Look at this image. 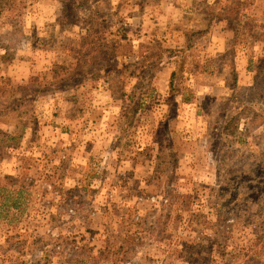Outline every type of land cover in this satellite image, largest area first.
I'll return each instance as SVG.
<instances>
[{"label":"rangeland","instance_id":"1","mask_svg":"<svg viewBox=\"0 0 264 264\" xmlns=\"http://www.w3.org/2000/svg\"><path fill=\"white\" fill-rule=\"evenodd\" d=\"M226 3L18 0L0 9V102L23 90L36 93L35 122L25 130L17 128L15 113L0 114V129L16 131L0 149V264H34V257L39 264H81V252L84 264H122L127 254L120 246L132 242L136 251L144 247L141 264H238L239 252L255 249L264 259V97L242 86L250 79L243 69L236 78L231 63L239 48L242 66L262 65L264 9L263 20L244 18L235 48L221 35L193 52V71L179 81L192 88V101L169 122L171 67L156 78L146 109L129 125L136 78L123 84L107 76L58 79L90 43L118 41L126 53L139 41L180 45L183 26L205 27ZM123 24L126 38L117 29ZM206 66L215 75H205ZM204 86L217 95L210 102L238 114L227 126L235 131L230 144L219 151L208 143L215 117L200 105ZM162 124L173 139V164L169 148L161 155L154 137L159 131L162 137ZM5 190L21 197V205L10 204ZM3 198L10 208L1 207ZM128 233L132 240L121 237ZM42 235L50 263L31 246Z\"/></svg>","mask_w":264,"mask_h":264},{"label":"trees","instance_id":"2","mask_svg":"<svg viewBox=\"0 0 264 264\" xmlns=\"http://www.w3.org/2000/svg\"><path fill=\"white\" fill-rule=\"evenodd\" d=\"M90 0H77L80 6H84ZM263 0H227V5L224 9L216 10L212 13V18H223L230 23V28L232 31H238L244 18H258L260 13L264 9ZM18 0H0V9L3 7H14ZM246 19V18H245ZM119 34L122 38H126V31L124 24L118 27ZM209 29L201 30H191L187 33V44L181 47H175L169 44L167 41H139L136 43L134 50L128 53L124 52L121 48L120 43H111L107 45H101L98 43H90V49L88 51L83 50L79 55V59L73 67H65L58 73V79L61 83H68V81L73 82H85L91 79H95L97 76H107L118 82H125L126 79H135L136 83L132 87L128 99L131 101V108L129 112V119L127 124H134V120L140 116V112L146 109V103L149 97L155 91L156 78L160 75L161 71L165 68L171 67V73L169 77V82L167 84L166 96L168 98V108L164 116L168 118V122L177 118L180 113L188 106L192 101V88L186 89L181 88L179 81L187 74H191L193 71L192 59L193 52L202 50L206 48L209 44L208 40ZM205 75H215L213 70L206 66ZM251 89L255 90L253 93L254 98L263 99V90H260L261 86L264 87V70L260 72L257 77V81ZM3 85V84H1ZM0 85V91L3 90ZM259 88V89H258ZM249 91H252V90ZM235 92V91H233ZM4 96V95H3ZM36 93L33 91L23 90L20 96L15 98H4L0 102V114L3 113H15L17 115V128H23L24 130L35 122L33 119L34 115V101ZM216 94L209 91L200 99V105L204 111H208L210 115H213L214 124L213 130L208 136V143L213 146H219L230 144L232 136H234L233 129H229L227 126L234 120L238 118V114H231L228 111V104L223 102V106H220L217 102H210L211 99H215ZM231 99H227L226 103H230ZM213 107V108H210ZM215 108V109H214ZM233 113V112H232ZM33 119V120H32ZM160 124V123H159ZM163 135L162 137L159 133L156 134L155 140L157 144H161L160 152L161 155L164 148L168 147L170 151L168 158L171 159L170 163L173 164L176 160V153L173 149V140L169 126L162 124ZM16 133V131L14 132ZM14 133H6L0 129V149L4 150L9 147L10 140H15ZM159 138V139H157ZM260 138H262L260 136ZM159 146V145H158ZM166 146V147H165ZM263 149H259L264 152ZM219 151V150H218ZM261 152V153H262ZM23 186L19 188V194L25 191ZM8 194L4 198H8L15 207L21 205V197L14 199L11 196L12 191L5 190ZM2 199L1 207L5 206ZM261 202V200L259 199ZM249 206V205H248ZM6 208H10V205H6ZM132 233H128L125 237L121 236L125 240H132ZM49 244L47 237L45 235L39 237H33L31 239V246H38V250L45 253L41 256V262L50 263L49 252L46 254L45 247ZM127 247H121L124 250L126 256L123 255L120 259L122 264H141L143 258L146 256L144 247H138L137 251L132 245ZM264 248V247H263ZM136 252L138 253V260L136 258ZM233 254V253H232ZM232 254L230 256H232ZM261 252L256 249L254 252H239L238 255L243 258V260L238 264H264V259L260 256ZM81 252L78 257V263L84 264L87 262L86 257L82 256ZM130 255V256H128ZM34 264H39L35 262ZM46 264V263H44ZM230 264H233L231 261Z\"/></svg>","mask_w":264,"mask_h":264},{"label":"crops","instance_id":"3","mask_svg":"<svg viewBox=\"0 0 264 264\" xmlns=\"http://www.w3.org/2000/svg\"><path fill=\"white\" fill-rule=\"evenodd\" d=\"M195 12H200V9H195L194 10ZM170 16V15H169ZM260 18L263 20V18L260 16H258V18H249V19H252V20H260ZM188 21V20H187ZM187 21L185 23H187ZM183 42L180 44V45H174L173 43H171L172 46H184L187 44V33L191 30H201V29H209V32H208V40L210 41V43H212V41L216 38H218V36H221L223 35V37H225L226 39L228 40H231L232 41V46L233 48H235V46H237V42H236V38L239 36V30H240V27L238 28V31L234 32L231 30L230 28V23L229 21L223 19V18H212V16L210 15V18L208 17V23L205 27H197V26H191L189 25L187 27V25L183 26ZM168 37V35H167ZM220 38V40L224 39V38ZM168 39V38H167ZM218 40V39H217ZM169 43V42H168ZM170 44V43H169ZM225 51L227 49H224ZM240 56H241V51L239 48H236V50H234V54L232 56L233 60L231 61V63H233L234 67L233 70H235V77L237 78L239 76V72L241 69H243V77H247V79H250L249 81H246V82H243V85L242 86H246L247 88H251L253 87L254 85H256V81H257V77L258 75L260 74L261 71L264 70V56L262 59V65L260 66V68H258L257 70H254L252 69L253 65L250 64V65H245L243 64L242 66V63H241V59H240ZM237 62H239V67H237ZM252 62V61H250ZM166 70V68L161 71L160 75ZM236 85L238 86H241L240 83H239V80H236ZM234 86V84H233ZM234 91V90H233ZM209 92V89L207 87L204 86L203 88V92L201 94H199L198 96L200 97L199 99H201L205 94H207Z\"/></svg>","mask_w":264,"mask_h":264}]
</instances>
